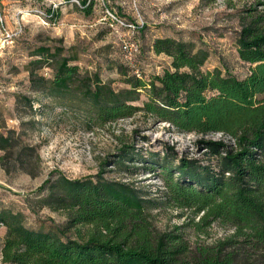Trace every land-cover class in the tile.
<instances>
[{
	"label": "trees",
	"instance_id": "trees-1",
	"mask_svg": "<svg viewBox=\"0 0 264 264\" xmlns=\"http://www.w3.org/2000/svg\"><path fill=\"white\" fill-rule=\"evenodd\" d=\"M81 5L91 8L89 0H81ZM137 27L143 29L144 24ZM236 47L240 60L249 65L243 78L220 68L203 70L209 51L191 40L156 37L151 51L169 57L170 67L144 77L120 66L125 87L116 89L98 71L74 63L79 58L74 46H37L36 58L27 64L31 88L61 99L88 127L139 112L200 136L197 143L209 160L165 147L166 155L177 158L173 164L156 152L145 156L136 141L121 140L94 175L70 178L52 170L37 187L35 203L63 212L65 224L36 230L26 225L21 210L0 208V224L6 228L2 262L253 264L245 252H264V0H252L240 10ZM44 67L51 69L49 77L40 72ZM142 95L141 105L135 104ZM17 103L34 106L28 96L18 95ZM13 133L0 134L5 154L16 146ZM210 133L227 135L233 142L206 138ZM25 147L38 157L35 147ZM108 166L131 173L159 170L160 197L149 196L132 181L108 178ZM167 208L179 211L180 217L188 214L189 220L157 227L155 211ZM214 223L230 227L232 234L212 243H190L186 226L208 235Z\"/></svg>",
	"mask_w": 264,
	"mask_h": 264
},
{
	"label": "rangeland",
	"instance_id": "rangeland-1",
	"mask_svg": "<svg viewBox=\"0 0 264 264\" xmlns=\"http://www.w3.org/2000/svg\"><path fill=\"white\" fill-rule=\"evenodd\" d=\"M251 1L89 0L91 8L87 10L81 0H0V134L14 132L17 141L12 151L5 154L0 150V155L4 154L0 160V208L21 210L26 225L36 230L63 226V212L35 203L39 198L37 187L52 170L70 178L96 174L101 162L116 152L121 140L136 141L145 156L156 152L160 159L167 157L173 164L177 158L166 155L165 147L174 148L179 155L209 160L205 149L197 143L200 136L179 132L169 123L139 112L104 126L88 127L61 99L31 88L27 64L36 58L33 52L37 46H74L79 56L74 63L83 70L98 71L104 81L120 89L125 87L120 66L144 77L170 67V58L153 53L151 44L156 37L171 36L191 40L209 51L203 70L220 68L243 78L249 73V65L238 57L236 36L240 10ZM142 24L143 29H139L137 26ZM123 43L134 44L131 54L123 51ZM40 72L51 75L49 67ZM18 95L32 98L33 108L18 104ZM144 99L142 95L135 104L141 105ZM206 138L233 142L219 133H210ZM27 145L36 148L38 157ZM106 170L108 178L132 181L151 197L161 195L159 170L139 169L131 173L132 170L125 172L112 166ZM155 214L154 222L159 228H171L189 220L188 214L180 217L179 211L171 208L158 209ZM185 230L193 246L232 234L230 227L217 223L209 228L208 235H198L189 225ZM5 231L0 224V248ZM245 253L253 264H264V252ZM0 264H5L1 252Z\"/></svg>",
	"mask_w": 264,
	"mask_h": 264
},
{
	"label": "built area",
	"instance_id": "built-area-1",
	"mask_svg": "<svg viewBox=\"0 0 264 264\" xmlns=\"http://www.w3.org/2000/svg\"><path fill=\"white\" fill-rule=\"evenodd\" d=\"M123 51H125L127 54H131L132 50H134V44L133 43H123Z\"/></svg>",
	"mask_w": 264,
	"mask_h": 264
}]
</instances>
